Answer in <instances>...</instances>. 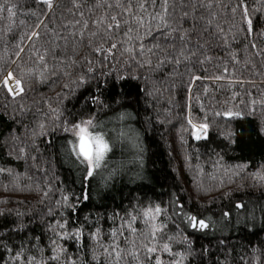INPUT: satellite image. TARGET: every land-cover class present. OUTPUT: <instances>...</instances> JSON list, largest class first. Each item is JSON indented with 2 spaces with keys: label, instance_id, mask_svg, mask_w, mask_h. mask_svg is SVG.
<instances>
[{
  "label": "trees",
  "instance_id": "16d2710c",
  "mask_svg": "<svg viewBox=\"0 0 264 264\" xmlns=\"http://www.w3.org/2000/svg\"><path fill=\"white\" fill-rule=\"evenodd\" d=\"M79 2L85 7H73V0H52L50 10L38 0H0L15 6L10 31L7 12L0 14V74L6 75L11 70L17 77L23 73L24 79V92L15 98L0 88V168L11 169L13 175L20 176L19 183L26 186L20 191L13 186L12 177L6 173L0 175V212L4 213L0 215V264H13L15 252L22 244L25 261L29 254L39 258L40 248L48 259L53 255V238L66 250L59 264L70 257L82 260L83 264H96L89 232L100 228L101 240L106 245L111 242L110 230L120 227L122 217H127L133 207L150 205H160L165 210L157 223L167 227L157 233L159 250L147 254L143 245L150 244V238H145V225L139 221L133 225L137 228L136 244L140 249L138 264H156L157 256L163 264L178 259L163 251L164 243L170 245L172 253H184L183 264H264V185L257 184L249 175L264 166V103H259L264 101L262 0H247L254 25L252 36L246 39L243 32L234 30L236 39L229 35L228 44L210 39L191 62L184 61L178 67L168 64L159 71L126 64L127 56L120 57L119 53L115 59L97 63L101 58L87 47V39L76 44L79 38L69 34L71 25L81 19V12L84 18H89L87 5L95 0ZM215 2L229 5L226 9H212L227 29L225 20L231 22V7L239 0ZM258 7L260 10L254 11ZM184 11L192 13L193 9L186 7ZM98 14L99 10L93 13ZM195 15L193 47L205 23L200 17L207 18L208 9L197 8ZM239 19L238 14L237 23ZM191 25L189 19L185 27ZM32 32H38V36L32 37ZM253 42L257 48L250 47ZM45 53L50 68L59 63L54 55L64 58L65 63L56 75L49 74L41 82L36 78L37 69H43L38 60ZM69 56L75 64L67 59ZM85 57L93 60V73H88ZM157 59L152 58L153 66ZM29 69L33 71L29 73ZM121 75L126 79H118ZM81 76L87 77L86 83L71 84ZM195 76L201 79L194 80ZM216 76L222 79L217 80ZM65 83L73 90L64 88ZM93 97H99L111 108L94 104ZM253 100L258 103L253 104ZM49 104L62 112V120L78 122L94 116L104 123L103 129L95 131L105 132L112 151L90 189H82V166L70 156L67 144L73 139L70 133L62 128L52 131L46 127V135L32 136L33 130L38 133L41 123L46 126L52 123L48 118ZM189 109L194 120L209 125L206 139L193 140L183 131L188 127ZM118 112L131 113L135 119L120 122L116 119ZM228 112L232 115L225 116ZM121 130L126 137L119 136ZM128 137L133 138L131 142ZM20 147H25L26 153L17 159L21 155ZM12 149L15 151L10 155ZM239 165L246 168L239 170ZM114 169L115 175L103 186L101 176ZM48 188H51L49 198L41 202ZM84 191L89 192L88 201L82 199ZM62 194L69 197L70 205L76 206L75 211L56 205ZM77 197H81L79 203ZM173 200L183 205L184 213L208 220L209 228L193 231L181 216L173 214L170 203ZM238 203L244 208L237 209ZM49 207L54 210L52 215H46ZM224 211L230 215L223 216ZM17 212L24 215L18 217ZM245 216L249 217L246 222ZM238 219L242 221L239 225ZM57 220H67L69 232L83 227L79 249L74 238L59 239L49 231V225H55ZM21 223L26 225L24 230L14 231ZM118 239L121 247L128 246L122 237ZM97 255L100 264H105L102 248L97 249ZM149 255L151 258L146 259ZM49 264L57 262L49 260ZM127 264L137 262L128 257Z\"/></svg>",
  "mask_w": 264,
  "mask_h": 264
},
{
  "label": "snow or ice",
  "instance_id": "6c2138e0",
  "mask_svg": "<svg viewBox=\"0 0 264 264\" xmlns=\"http://www.w3.org/2000/svg\"><path fill=\"white\" fill-rule=\"evenodd\" d=\"M38 2L47 5L51 10L53 8L52 0H38ZM262 6H264V0H262ZM73 7L79 9L85 7L79 0H73ZM89 11V18H84L83 12L80 13L81 19L76 20L72 25V30L69 32L70 35L78 37L79 39L75 41L76 44H82L85 39H87V47L91 49V52L95 54L96 57L101 59L96 61L97 63L104 64L109 58L115 59L117 53L120 57L127 56L126 64L138 65L140 68H147L149 71H159L164 68L165 65L174 64L177 67L184 61L191 62L192 57L198 55L200 49L204 48L210 39L222 40L225 44L230 41L228 39L229 35L232 39H236V31L243 32L245 38L252 36L254 34V25L251 15L249 14V9L247 6V0H239L236 6L231 7V22L225 20L228 24L227 29H225L224 24L219 22L218 13L212 11L215 7L227 8L229 5H224L222 3L215 2V0H208L207 3H186L185 0H95L93 4L87 5ZM186 7H191L193 9L192 13L184 11ZM197 8L208 9V16L205 18L201 15L200 19L204 20L205 23L203 27L199 30L200 35L197 38L196 46H191L192 33L197 29L196 15L195 11ZM97 10H99L98 15H93ZM260 8H256L254 11H259ZM7 12V18L10 23L8 30H11V21L15 15V6L0 3V14ZM179 11L180 15H177ZM239 14L240 19L237 23L236 17ZM225 15L227 13L225 12ZM191 19V27H185L188 20ZM246 25V27H245ZM77 26H79L77 30ZM39 27V25H37ZM67 28L68 25H65ZM207 33V35H204ZM32 37L38 36V32H32ZM119 37V39H117ZM31 39V37H29ZM179 42V44H177ZM251 48H257L255 42L250 44ZM171 50V51H170ZM20 51H23L21 48ZM261 52H257L260 55ZM16 55L19 57L20 52ZM46 55H40L38 63L43 64V69H37V80L43 82L47 75H56L58 71L61 70V66L64 65V58L57 57L54 55V59L59 60V63L53 65L52 68L46 62ZM235 62H239L236 59L235 53L232 54ZM158 57L157 63L153 66L152 58ZM71 60L73 64L76 61L73 60L71 56L67 57ZM89 65L88 73H93V60L91 58H83ZM210 59V57H206ZM200 63H204L203 60ZM33 70L29 69V73ZM173 71H176L174 68ZM227 72V67L224 69ZM67 75V73H65ZM138 79L139 77H134ZM118 79H126L124 76H119ZM147 79V77H145ZM194 80H199L201 77L195 76ZM215 79H222L221 76H216ZM87 82V77L81 76L78 81H71V84H76L77 86L82 85ZM107 83V81L105 82ZM243 83V81H241ZM99 86V85H98ZM64 88L71 89L69 83L63 85ZM0 88L6 90L7 94L15 98L23 94L24 92V79L23 73L20 77H17L14 71H8L6 75L0 74ZM45 103H48L45 101ZM94 104H102L106 108H111L110 104H105L100 100L99 97H93ZM119 103V101H116ZM253 104L258 103V101L253 100ZM259 103H264V101H259ZM49 119L52 121L51 124L45 125L41 123L39 125V131L33 130L32 136L35 138L37 134L46 135V127L51 128L52 131L62 128L65 133H70L73 139H69L67 144L69 146L70 156L74 158L75 162L81 167V186L82 189H90L92 181L96 179L99 171L106 167V158L108 154L112 151V145L109 140L105 138L106 134L104 131H95V129H103L104 123L98 122L96 118L88 117L82 118L78 122L73 120H62V112L57 108H52L49 104ZM203 110V109H202ZM216 115H220L219 112ZM225 116L232 115L231 112L225 113ZM239 115V113H236ZM116 119L120 122L126 121L128 119H135L131 113L118 112ZM188 127L183 129V131L188 132L193 140L200 141L206 139L208 135L209 125L206 122H198L192 118L191 109H189V115L187 119ZM120 137H126L127 134L121 130L119 133ZM129 141L133 139L128 137ZM15 151L12 149L10 155ZM20 156L17 159L23 158L26 153L25 147H20ZM33 160L36 157H32ZM239 170L246 168V165L237 166ZM115 169L109 171L107 176H101L100 183L103 186H107L108 180H110L115 175ZM7 174L12 177L13 186L23 191L26 186H22L20 181V176L13 175L11 169L0 168V175ZM235 174V173H233ZM251 179L257 184L264 185V166H261L255 172L249 174ZM7 187V186H6ZM40 186L37 184V191H40ZM51 188L44 191L43 199L49 198V193ZM82 199L88 201L90 195L88 191H84ZM81 197H77V203H79ZM56 205L60 208L71 207L74 211L76 210L75 205L69 204V197L67 195L61 196V199L55 201ZM170 203L174 207V215L181 216L183 222L187 224L193 231H205L209 228V221L198 217L197 215L184 213L183 205L178 201L173 200ZM237 209L244 208L243 204H236ZM53 208L49 207L46 215L53 214ZM165 210L156 205L152 207H133L131 211L127 213V217L121 218V224L119 228H112L111 242L108 244H103L101 240V229L96 228L94 232H89V237L93 241L92 248V259L96 264H100V260L97 255V249L102 248V254L105 257V264H127V258L131 257L133 261L137 264L140 260V249L136 244V234L137 228L133 225L139 221L145 225L146 231L144 233L145 238H150V244L143 245L147 254H153L159 250V246L156 244L157 233L162 232L163 228L167 227L166 224L157 223L158 217L164 213ZM0 212V215H3ZM18 217H22L24 213L17 212ZM63 215V213H61ZM230 213L228 211L223 212V216L228 217ZM170 218V217H169ZM85 219H89L86 217ZM111 219H115L113 216ZM249 219L248 216L243 217V221L246 222ZM242 221L238 219V225ZM67 220H57L55 225H49V231L54 233V237L59 239H75L77 242V248L81 247L82 237L84 234L83 227L74 228L71 232L67 229ZM26 225L22 224L14 229V231L20 232L24 230ZM59 229V231H57ZM127 229V231L125 230ZM122 237L127 247H121L119 239ZM37 239H39L37 237ZM172 237H169L171 240ZM186 239V238H185ZM53 245V255L46 259L43 256V248L39 249L41 253L40 257L37 258L29 254L27 256V261L24 260L25 247L22 244L20 249L15 252L13 257V264L18 261L19 264H49L50 261H55L57 264L61 261L62 254L66 251L62 246L57 245V240L53 238L51 240ZM29 247H34L29 244ZM190 248V245H189ZM12 251L11 249H8ZM163 251L168 252L170 255L178 257L169 262V264H183L185 258L184 253L177 252L172 253L170 245L168 243L163 244ZM151 256H147L146 259H150ZM156 264H163L159 256L156 258ZM64 264H83L82 260L70 257L64 261Z\"/></svg>",
  "mask_w": 264,
  "mask_h": 264
}]
</instances>
